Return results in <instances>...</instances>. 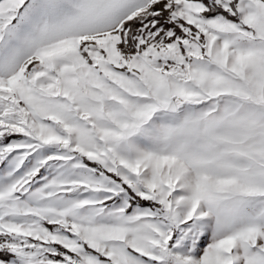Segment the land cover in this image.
<instances>
[{
	"label": "snow or ice",
	"instance_id": "obj_1",
	"mask_svg": "<svg viewBox=\"0 0 264 264\" xmlns=\"http://www.w3.org/2000/svg\"><path fill=\"white\" fill-rule=\"evenodd\" d=\"M0 264H264V0H0Z\"/></svg>",
	"mask_w": 264,
	"mask_h": 264
}]
</instances>
